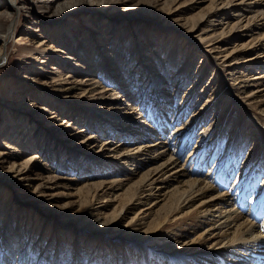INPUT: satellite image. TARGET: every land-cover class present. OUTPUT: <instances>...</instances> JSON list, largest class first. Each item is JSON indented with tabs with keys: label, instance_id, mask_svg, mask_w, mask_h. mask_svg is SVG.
Instances as JSON below:
<instances>
[{
	"label": "bare ground",
	"instance_id": "bare-ground-1",
	"mask_svg": "<svg viewBox=\"0 0 264 264\" xmlns=\"http://www.w3.org/2000/svg\"><path fill=\"white\" fill-rule=\"evenodd\" d=\"M78 1L57 2L55 21L63 25L67 15L80 10L94 12V18L101 20L98 8ZM204 1H209L205 8L183 16L185 10L170 8L177 0H155L164 8L170 6L172 17L190 27L188 31H201L199 40L184 34L169 53L163 42L170 33L154 29L156 39L148 45L136 49L138 43L131 38L130 45H134L128 51L127 43L118 39L121 49L115 46L95 65L96 52L84 45L91 43L88 37L80 42L69 26L56 27L65 39H71L66 48L60 46V52L67 55L57 57L70 71L65 76L57 70L51 77L59 94L39 93L37 99L54 119L84 123V131L91 132L80 143L92 145L107 136L102 142L104 153H78L72 148L66 153L60 148L67 158L57 168L76 170L78 174L71 179L34 172L41 160H46L42 169L51 171V157L59 152L49 147L52 137L45 132L33 135L31 123L21 115L10 123L14 127L20 120V132L2 130L8 150H0V164L9 162L12 180L37 178V189L61 184L49 198H70L67 204H79L82 209L75 212V220L85 213L95 219L79 226L67 221L71 218L67 212L62 219L50 207L47 217L40 216L39 223L27 231L24 226L30 216L15 226V220L7 219L12 210L10 195L0 228V264H264V0ZM10 2L13 9L0 12V19L7 17L10 22L0 24V59L5 34L15 30L21 11L33 4L31 0ZM41 7L53 6L44 3ZM216 18L222 21L215 25ZM219 25L223 28L217 32ZM203 33L207 35L201 51L198 44ZM24 34L38 42L26 51L47 52L45 38L29 29ZM159 40L162 46L157 45ZM233 41L239 42L229 50ZM184 43L188 47L185 57ZM155 44L157 51L151 50ZM71 48L75 49L72 54ZM199 53L202 57L196 65ZM257 66L262 71L249 81V72ZM131 86L136 89L131 91ZM248 87L252 88L246 96L250 98H243ZM119 95L124 102L116 101ZM71 98L79 100L73 104ZM27 151L33 154L17 164L21 152ZM116 167L122 179L110 174ZM82 175L90 179L84 182ZM104 176L108 178L97 180ZM23 191L24 202L32 209L50 204L32 191ZM103 193L101 202L108 205L92 203L91 210L86 209L91 197ZM14 206L19 213L21 206ZM131 213L130 221L122 226ZM33 234L37 238L29 244Z\"/></svg>",
	"mask_w": 264,
	"mask_h": 264
},
{
	"label": "rangeland",
	"instance_id": "rangeland-1",
	"mask_svg": "<svg viewBox=\"0 0 264 264\" xmlns=\"http://www.w3.org/2000/svg\"><path fill=\"white\" fill-rule=\"evenodd\" d=\"M59 1L31 0L33 4L31 6L28 5L21 11L22 16L20 18V22L16 25L15 30L7 31V33L5 34L6 42L3 47L4 60L0 59L1 60L0 61V150H8L4 146L5 140L3 141V138L5 136L4 135L5 133H2V130L4 129L5 132L7 130L8 131L14 130L15 132H20V128H19L20 120L16 122L14 127H12L10 123H12L11 121H13L12 118H17V117L19 118V116L21 115L22 117L25 116L31 123V125L29 124L28 125L32 128L33 135L38 136V134L36 133L39 130L41 131L43 136L46 133V135L52 137V141H50L49 147H51V149L53 148V150L56 149V151L59 152V154L56 153L55 158L54 156L51 157L52 161L50 162L53 164V168L51 169V171L50 169H47L46 171L42 169V166H44L45 164L44 162L46 160H41L36 162L33 168L34 172H42L43 175H51V176L63 175V176H68L70 177L69 179H71L78 174V172L77 174L75 173L76 170L68 171L67 168L68 166L64 167L66 170L62 168L60 170L57 168L58 166L60 167V162L65 161L67 158L66 154L62 153L60 148L66 153L67 152L69 153L70 149L72 148L74 151L78 153L83 152L86 154L101 155L102 153H104L105 150L104 145H102V142L103 140L104 141L106 140L107 136L103 135L102 137H99L97 142H95V144L92 145L91 144L89 145L86 142L80 143L88 135V133L91 132L90 130L88 132L87 130L84 131V129H87L84 123L82 121L77 123H71L70 120L72 118L71 119L68 118L69 123L62 122L61 119H59V121L54 119L53 117H51V114H48V112L44 111V105L42 104V102L39 101V99H37L39 93L46 92L55 95L59 94L61 91L56 92V89L58 87L56 85L54 86L53 84H51V77L55 71L57 72V70L59 72L63 70L64 72L63 74L65 76H67L68 72L70 71V69L62 65V61H57L59 59L57 58L58 55H62V56L67 55L63 52H60L62 50L60 46H64L66 43L68 44L71 42L70 38L65 39L67 36L62 35V33H64L63 31H61L62 33H60V30H63L61 29L63 28V25L69 26L70 29L73 30L72 31L73 34L76 35L77 39L80 42L84 41V37L85 38L88 37L87 39H90L91 43L86 41L84 45L88 46V48L96 52V56L94 59L95 65H98L100 62H103L106 59L105 56L111 54L115 46L117 48H120L122 44L119 47L117 46L118 39L120 40V42H124V45L125 42L127 43L126 48L129 51L132 50V47L134 45V44L130 45L131 38H133L138 43L136 49H138V47L143 48L144 46L149 44V40L152 41L153 39H156L154 35L155 32H153L154 29L155 30L165 29L170 33V36L168 37L166 42L165 41L163 42V45L164 43L167 45V53H169L170 52L169 50H172L174 42L176 41L175 44H177L179 42L180 37L182 36L184 37V34H190L191 37L195 38V40H199V35L201 31H198L197 29H195L194 31H188L190 27L187 28V26L179 22L176 19V17H172L170 13L172 10L170 11L168 8L170 6L168 7L166 6V8H164L165 6L162 5L161 2L157 3L155 2V0H79V1L77 0L78 2H84V4L87 6L98 8V10L103 13V16L100 18L101 20H98V18H94L96 16V13L94 12L86 13L87 10H80L78 13L67 15L64 18L65 21L63 22L62 25L60 24L62 22L55 21L59 15L56 14V12H54V7ZM10 3H11L10 0H0V12L13 9V7L9 6ZM44 3H49V5L53 7L49 9L45 7H41L42 4L44 5ZM208 4L209 1H204V0H177V2L172 4L170 8L175 9L176 7H178V10L181 9L185 10L183 12V16H189V15L191 16L196 12H198L200 9L205 8ZM30 13L32 14V16H30ZM138 15L140 16L144 15L148 19L147 18L141 19ZM116 17H120V18L116 19ZM216 19H217L216 21H213L215 25L219 24L220 23L219 21H222V18H216ZM87 21H90L91 24H88ZM9 23L10 22L8 21L7 17L0 19V24L9 25ZM207 23H209V21L205 22V24ZM108 24H110V26ZM220 26L221 25L217 27L218 28L217 32L222 31L223 27ZM56 27L58 28L60 27V30L58 31ZM24 29H29L30 31L36 32L37 34H39L37 36H41L40 39L42 38L46 39V45H47L46 53L39 55L36 54L35 52L32 53L26 51L28 49L26 47L33 48V46L38 45V42H36L37 40L34 41V39L30 37V35L24 34ZM20 35L21 37H23V39L18 40ZM59 35H61L62 37H59ZM206 35L207 34L204 33L201 34L203 39L199 41L200 44H198L199 45L198 47L201 51L205 50L204 37ZM110 37H112L111 40ZM160 42L161 41L159 40V43L157 45L162 46V42L161 43ZM236 42L238 43L239 41ZM236 42L233 41V43L229 45L230 47L229 50L235 47L234 45L236 44ZM48 45L50 47H48ZM157 45L155 44L151 46V50L153 48V50L157 51L158 49L155 48L157 47ZM65 46L64 48H66ZM187 48H188L187 44H185L184 51L182 53L183 57H185L186 55L185 53H187ZM55 50L57 51L59 50V51L56 53ZM73 52H75V49L71 48L69 50V53L72 54ZM200 54L201 53H199L196 58L197 59L195 62L196 65L200 64V60L202 57ZM127 56L129 57V55ZM138 64H140V60L138 61ZM224 71L225 74H227L228 70H224ZM261 71L262 69H258V66L255 67L253 71L249 72L251 77L249 76L248 80L252 81V77L255 76V73ZM137 74L142 75L141 72ZM210 77L211 75L208 76V79ZM207 81L208 80H206V82ZM135 87L136 86H131L130 89ZM251 89L252 88L248 87L245 93L242 94V97L249 99L250 97H246V96H248ZM133 90L134 89H132L131 91ZM170 93L171 94L173 93L172 90L170 91ZM66 98L68 99L70 97H66ZM70 100L71 103L74 104L76 100L79 99L71 98ZM120 100L121 102H124L122 101L121 95H119L116 101L120 102ZM112 111L114 114L120 113L119 109H112ZM201 129L202 126H199V130ZM19 137H21V134ZM24 139L26 141L25 137ZM29 154H33V152L32 151L21 152V155H19L17 159V164L22 163L24 158ZM187 155L188 154L186 153L185 156L180 160L181 162L178 163L177 165L178 167L182 163H184V161L187 158ZM8 164L9 162L3 163V165L0 164V228L2 227V222H3L2 220L4 219V217H6L5 206L9 200L10 195H13L12 202L10 205V208L12 210L9 212L7 219L15 220L12 223L15 226L16 223L19 221V219L23 221H27L28 216H30V221L29 222L27 221V223L24 226V229L25 230L27 229V231L30 225L34 227L39 223L38 218L40 216H42L43 218L47 217L45 212L46 211L48 212L50 207H52L51 211H53L56 215H58L62 219L64 218L62 217L64 215V212H67L68 216L71 217V218L67 217L69 218L67 221L68 222L71 221L79 226L81 225L86 226L94 221L95 217L93 218L89 217L86 213L83 214L81 217L84 220L82 219L75 220L74 219L76 216L75 212L81 210L82 207L79 204H73V205L67 204L66 200L70 198H66L65 200H59L57 198H55L54 200L49 198L51 197L49 195L50 193L54 191H58L60 190V188H62L61 184H57L53 187L49 186L45 190H41L36 188V184L40 182L37 178L22 180L20 182L17 179L12 180L10 179V175H13L14 173L12 171H8L9 168ZM118 168L119 167H116L115 170L110 171V174L113 175L114 179H118L120 177V175L117 176ZM82 176L84 182H86L85 180L88 181L90 179L87 175L86 176L82 175ZM121 177H123V175H121ZM121 177L119 179H122ZM107 178L108 177L104 176L97 180L98 181L106 180ZM17 184H19L20 186L23 185L24 187L17 186ZM24 189L32 191V194L35 197L40 196L44 200L47 199L50 202V204L46 203V206L44 208L41 207V209L40 208L32 209L34 207L28 206V203L24 202L27 198V196H25L26 198L24 197L26 192L23 191ZM105 196L106 195L103 193L91 197L90 200L92 202L90 204H85V206L87 205L86 209H90V206L94 205L92 203H97L101 205L110 203V202H106V203L101 202L103 198H105ZM14 205L21 206L19 209L21 214L20 212L16 213L18 208H16ZM65 205H69L71 207L63 208ZM133 214L131 213L130 215H128V217L123 220L121 225L124 226L126 223H128L131 218L130 216H132ZM84 216L86 217L84 218ZM25 218H27V220ZM85 220L87 222H84ZM52 221L55 222V220L53 219ZM29 231H31V228L29 229ZM36 238L37 235L33 234V238L30 239L29 244H33ZM40 239H38V241Z\"/></svg>",
	"mask_w": 264,
	"mask_h": 264
}]
</instances>
